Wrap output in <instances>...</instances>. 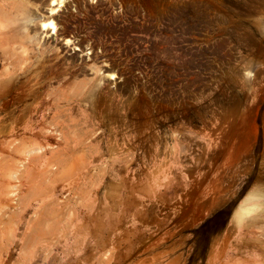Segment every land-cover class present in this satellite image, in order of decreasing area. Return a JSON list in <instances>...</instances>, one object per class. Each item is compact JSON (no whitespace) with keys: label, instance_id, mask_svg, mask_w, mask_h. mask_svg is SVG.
I'll return each instance as SVG.
<instances>
[{"label":"rangeland","instance_id":"obj_1","mask_svg":"<svg viewBox=\"0 0 264 264\" xmlns=\"http://www.w3.org/2000/svg\"><path fill=\"white\" fill-rule=\"evenodd\" d=\"M52 1L0 0V264H264V0Z\"/></svg>","mask_w":264,"mask_h":264},{"label":"bare ground","instance_id":"obj_2","mask_svg":"<svg viewBox=\"0 0 264 264\" xmlns=\"http://www.w3.org/2000/svg\"><path fill=\"white\" fill-rule=\"evenodd\" d=\"M7 1H9V0H7ZM65 1L66 0H53L52 2H53V4H58V5H62V4H64L65 3ZM26 2V1H25ZM28 2V1H27ZM51 2V1H50ZM1 3V2H0ZM7 3V2H6ZM24 4V3H23ZM30 4V3H29ZM50 4V3H49ZM11 5H12V3H11ZM31 5V4H30ZM33 5V4H32ZM8 7V6H7ZM30 7V6H29ZM39 7V6H38ZM57 7V6H56ZM14 8V7H13ZM2 9V8H1ZM57 9H58V7H57ZM7 10V9H6ZM13 11V10H12ZM33 12V11H32ZM38 12V11H37ZM23 13V12H22ZM3 15V14H2ZM38 15H39V13H38ZM15 18V17H14ZM52 18V17H51ZM49 19V18H48ZM18 20H19V18H18ZM17 22V21H16ZM14 24V23H13ZM11 25V24H10ZM21 25V24H20ZM41 27V26H40ZM43 27H44V29L45 28H47V27H50V28H53V29H56V26L54 25V23L52 22V21H49V22H44L43 23ZM38 28V27H37ZM51 30V29H50ZM10 31V30H9ZM57 31V30H56ZM11 33V32H10Z\"/></svg>","mask_w":264,"mask_h":264},{"label":"clouds","instance_id":"obj_3","mask_svg":"<svg viewBox=\"0 0 264 264\" xmlns=\"http://www.w3.org/2000/svg\"><path fill=\"white\" fill-rule=\"evenodd\" d=\"M247 75H248V76H252L253 73H252V72H248Z\"/></svg>","mask_w":264,"mask_h":264}]
</instances>
